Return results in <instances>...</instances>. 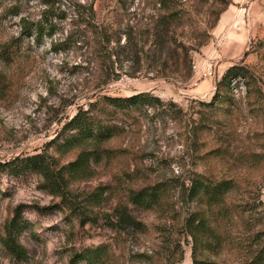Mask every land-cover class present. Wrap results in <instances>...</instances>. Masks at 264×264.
Masks as SVG:
<instances>
[{
    "label": "rangeland",
    "instance_id": "rangeland-1",
    "mask_svg": "<svg viewBox=\"0 0 264 264\" xmlns=\"http://www.w3.org/2000/svg\"><path fill=\"white\" fill-rule=\"evenodd\" d=\"M162 1L0 0V162L48 153L60 167L89 154L60 195L39 174L0 169V264H87L76 255L96 247L92 264H192L187 219L206 207L188 190L199 177L231 189L207 213L218 238L198 257L252 264L264 251V0ZM207 60L213 73L194 86ZM235 65L245 78L213 100ZM141 93L161 103L104 102ZM95 102L90 114L115 136L66 149L77 133L66 124ZM156 184L158 206L130 202ZM10 230L22 259L4 245Z\"/></svg>",
    "mask_w": 264,
    "mask_h": 264
},
{
    "label": "trees",
    "instance_id": "trees-1",
    "mask_svg": "<svg viewBox=\"0 0 264 264\" xmlns=\"http://www.w3.org/2000/svg\"><path fill=\"white\" fill-rule=\"evenodd\" d=\"M163 6H167L166 0L162 1ZM168 2V1H167ZM176 13H172L170 17L175 18ZM41 31V32H40ZM35 33L43 35L42 30H36ZM32 33L27 32L25 35L29 37ZM50 35L52 32L50 31ZM162 40V39H161ZM162 49L160 50V52ZM186 55L184 63L185 76H190V58ZM178 59L175 60L177 64ZM247 69L241 65L232 66L228 69L221 82L217 85L216 93L213 97L215 100L218 97L227 98L228 93L222 89V85L229 87L232 80L238 78H245ZM104 102L108 106H112L117 109H128L138 105H154L161 103L159 97L153 96L149 93H141L133 95L131 97H110L105 96ZM98 104L90 103L89 108H80L78 113L66 124V129L77 130V133L69 137L66 142V149L76 148L86 143H101L115 136V127L105 125L103 122L97 121L90 113ZM88 159L89 154L83 152L76 161L69 163L68 165H62L59 167L55 157L48 153H38L31 156H23L14 159L11 162H0V169H9L15 166V170L28 171L41 175L52 187V193L60 195L67 189V174L72 178L80 174H84L88 171ZM231 189V184L228 181L212 182L202 177L197 178L191 182L189 188V196L193 200L200 201L201 205L206 207V210L193 213L187 219L190 235L195 243L193 251V263L192 264H219L207 259L198 257L197 248L200 246L203 250L210 249L212 243L216 242V226L211 224L210 218L213 214L208 215V212H212V208H218L225 201ZM103 189H97L91 194L94 202H101L103 196ZM164 189L160 185H151L144 187L138 191H134L130 195V202L138 207L145 209H152L161 203ZM85 222V221H83ZM14 223V221H13ZM4 245L9 250L11 255L16 259H22L26 256L25 249L20 246L17 239L12 234L11 230L4 239ZM104 247H96L93 249H86L82 253L76 255L77 261H82L87 264L94 262H100L103 259ZM252 264H264V251H259L258 255L254 258Z\"/></svg>",
    "mask_w": 264,
    "mask_h": 264
},
{
    "label": "built area",
    "instance_id": "built-area-1",
    "mask_svg": "<svg viewBox=\"0 0 264 264\" xmlns=\"http://www.w3.org/2000/svg\"><path fill=\"white\" fill-rule=\"evenodd\" d=\"M212 73L213 62L210 60L205 61L204 64L201 66L194 65L191 82L194 86H198L203 79L210 77Z\"/></svg>",
    "mask_w": 264,
    "mask_h": 264
}]
</instances>
